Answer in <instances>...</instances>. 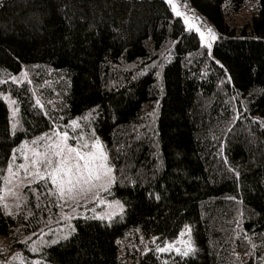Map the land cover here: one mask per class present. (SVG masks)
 <instances>
[{
  "label": "trees",
  "instance_id": "obj_1",
  "mask_svg": "<svg viewBox=\"0 0 264 264\" xmlns=\"http://www.w3.org/2000/svg\"><path fill=\"white\" fill-rule=\"evenodd\" d=\"M182 1L213 26L211 50L166 0H0V187L15 147L61 125L103 139L126 205L112 221L77 218L40 250L49 263L118 264L119 239L186 224L196 250L174 264L264 256V0ZM53 194L36 183L19 223L0 201V235L38 228Z\"/></svg>",
  "mask_w": 264,
  "mask_h": 264
},
{
  "label": "rangeland",
  "instance_id": "obj_2",
  "mask_svg": "<svg viewBox=\"0 0 264 264\" xmlns=\"http://www.w3.org/2000/svg\"><path fill=\"white\" fill-rule=\"evenodd\" d=\"M166 1L175 14L182 13L178 16L184 20L186 25L198 32L203 44L211 50L216 40L213 26L203 19H197V14L186 2ZM251 13V8L243 10L238 14V20L244 23L251 17ZM238 20L235 18L236 23ZM28 77L29 72L24 70L11 80L20 83L29 79ZM7 99L11 116L16 121L19 108L14 104V100L9 97ZM237 119L238 116L234 117L230 123L233 124ZM79 123V118L72 120L70 128H78ZM65 133L67 137L62 139ZM74 137L71 136L69 129L57 125L51 131L32 140L24 141L15 147L5 168L0 187V201L4 212L17 218L19 223L24 218L20 216L23 214V205L27 203L28 193L33 191L35 184L42 180L50 184L54 194L48 197V206L43 212L44 217L42 215L43 218L38 228L30 233H23L24 224L20 223L8 236L0 235V264H52L40 255V250L44 245L54 244L67 238L74 230V221L77 218L95 217L112 221L124 213L125 203L111 196L110 188L114 183L115 173L103 139L100 136L92 139L82 136L73 140ZM97 140L102 146L103 153L106 154L105 161L99 159L100 152L93 147ZM67 148L77 149L85 155L88 162L87 168L84 167L85 161L79 162L80 171L84 177L74 187L66 182L67 177L64 173L55 171L56 164L68 157V153L67 151L60 152V156L54 153ZM45 158L52 162L51 167L45 165L43 162ZM74 163L75 161L72 160L67 166L70 167ZM89 171L91 176L87 175ZM49 173L56 176L55 184L48 178ZM41 176L45 178L41 179ZM73 179H75L74 168ZM61 191H63V196L60 195ZM118 242V264H138L139 258L150 250L157 252L161 264H174L176 257L190 255L196 250L193 228L190 224L183 226L179 234L172 239L161 240L158 236L144 237L141 233L135 232L119 239ZM161 249L165 250L161 251ZM244 250L238 254L240 259L246 257V260L239 264H264V256L250 263L251 255L249 251ZM185 252L188 254L184 255Z\"/></svg>",
  "mask_w": 264,
  "mask_h": 264
},
{
  "label": "snow or ice",
  "instance_id": "obj_3",
  "mask_svg": "<svg viewBox=\"0 0 264 264\" xmlns=\"http://www.w3.org/2000/svg\"><path fill=\"white\" fill-rule=\"evenodd\" d=\"M169 2H171V0H169ZM177 15H182V13L177 12ZM211 31V30H209ZM75 124V122H73ZM78 126V125H77ZM67 137V133L64 134V137H62V139H66ZM84 147H87V145H84ZM94 148L97 149V151L100 152V156L99 159H101L102 161H105L107 159L106 154L103 153L102 151V146L100 145L99 141L97 140L95 145H93ZM57 148H59V145H57ZM63 151H67L68 153V157L64 158L63 160H61L59 163L56 164L55 166V171L57 172H62L64 173V175L67 177V183L70 186H75L76 183H79L80 180L84 177V174L80 171L81 169V165H80V161H85L84 163V167L87 168V160L85 159V155L81 154V152H79L77 149L75 148H67V149H60V151L54 153V155L56 156H60V152ZM93 158H96L93 156ZM74 160L75 163L72 164V166H67L69 165L70 161ZM45 163V165L51 167L52 166V162L50 160H48L47 158L44 159L43 161ZM73 168L75 169V179H73ZM37 175H39V173H37ZM88 176H91V172L89 171L87 173ZM41 179H44L45 177L41 176ZM52 182L55 184L56 183V176L53 173H49V177ZM61 196H63V191H61L60 193ZM165 249H161V251H163ZM188 253L185 252L184 255H187Z\"/></svg>",
  "mask_w": 264,
  "mask_h": 264
},
{
  "label": "water",
  "instance_id": "obj_4",
  "mask_svg": "<svg viewBox=\"0 0 264 264\" xmlns=\"http://www.w3.org/2000/svg\"><path fill=\"white\" fill-rule=\"evenodd\" d=\"M196 18L199 19V20H202V17L199 14H197ZM187 29L188 30L191 29V26L187 25Z\"/></svg>",
  "mask_w": 264,
  "mask_h": 264
},
{
  "label": "bare ground",
  "instance_id": "obj_5",
  "mask_svg": "<svg viewBox=\"0 0 264 264\" xmlns=\"http://www.w3.org/2000/svg\"><path fill=\"white\" fill-rule=\"evenodd\" d=\"M203 19V18H202Z\"/></svg>",
  "mask_w": 264,
  "mask_h": 264
}]
</instances>
